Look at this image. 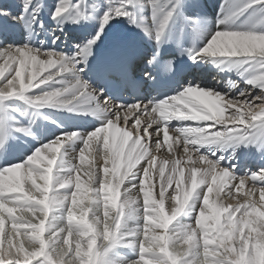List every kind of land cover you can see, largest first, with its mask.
Masks as SVG:
<instances>
[{
  "label": "snow or ice",
  "instance_id": "obj_1",
  "mask_svg": "<svg viewBox=\"0 0 264 264\" xmlns=\"http://www.w3.org/2000/svg\"><path fill=\"white\" fill-rule=\"evenodd\" d=\"M0 264H264V0L0 3Z\"/></svg>",
  "mask_w": 264,
  "mask_h": 264
},
{
  "label": "bare ground",
  "instance_id": "obj_2",
  "mask_svg": "<svg viewBox=\"0 0 264 264\" xmlns=\"http://www.w3.org/2000/svg\"><path fill=\"white\" fill-rule=\"evenodd\" d=\"M206 1H207V0H206ZM213 1H214V4L217 5L218 2L221 1V0H213ZM5 2H13V0H0V3H5ZM215 10H216L215 8L210 7V10H209V11H210V13H211L212 11H215ZM169 143H171V141H169ZM174 147H175V146H174ZM161 151H162L163 155H167V154H168V152H167V146H165V148L162 149ZM82 178H83V177H82ZM250 187H251L250 184L246 185V187H245V191H247ZM133 194H135V192H134ZM256 199H259V192H258V190H257V193H256ZM225 202H226V203H229L228 200H226ZM5 246H6V245H5Z\"/></svg>",
  "mask_w": 264,
  "mask_h": 264
},
{
  "label": "rangeland",
  "instance_id": "obj_3",
  "mask_svg": "<svg viewBox=\"0 0 264 264\" xmlns=\"http://www.w3.org/2000/svg\"><path fill=\"white\" fill-rule=\"evenodd\" d=\"M229 201V203H234V201H230V200H228ZM17 215L19 216L20 215V213L18 212L17 213ZM8 228H9V225L8 224H6L5 225V230L7 231L8 230ZM123 254V253H122Z\"/></svg>",
  "mask_w": 264,
  "mask_h": 264
}]
</instances>
